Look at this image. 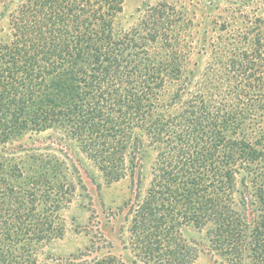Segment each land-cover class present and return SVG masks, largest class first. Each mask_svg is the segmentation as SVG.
Returning <instances> with one entry per match:
<instances>
[{"label":"trees","instance_id":"1","mask_svg":"<svg viewBox=\"0 0 264 264\" xmlns=\"http://www.w3.org/2000/svg\"><path fill=\"white\" fill-rule=\"evenodd\" d=\"M150 1L123 30L124 0H9L0 264H48L84 162L106 184L150 164L127 206L129 256L93 264H193L190 231L223 264H264V0Z\"/></svg>","mask_w":264,"mask_h":264},{"label":"rangeland","instance_id":"2","mask_svg":"<svg viewBox=\"0 0 264 264\" xmlns=\"http://www.w3.org/2000/svg\"><path fill=\"white\" fill-rule=\"evenodd\" d=\"M147 1L150 0H124L123 12L117 20L119 28L128 30L133 26ZM157 1L160 0L150 2L153 4ZM205 1L214 0H192V4H197L200 8ZM12 8L9 0H6L4 6H0V39L7 35L8 14ZM49 135L50 133L34 135L31 137L32 141L25 137L22 142L26 146L43 147L48 145ZM71 149L64 146L63 153L69 157L67 164L75 165L77 158ZM149 167L150 164L145 163L134 177L106 184L87 162L78 166L76 171L79 186L74 191L71 203L64 205L65 208L59 212L65 226L64 236L44 247L40 260L47 258L48 264H93L95 260L104 257L129 256V252L123 249L127 237V206L136 192L138 181H142L141 191L147 186ZM188 236L199 250L198 258L193 264H223L210 251L203 232L190 231Z\"/></svg>","mask_w":264,"mask_h":264}]
</instances>
